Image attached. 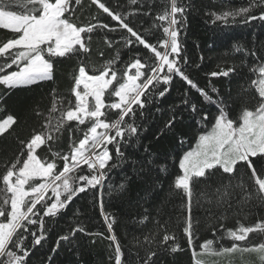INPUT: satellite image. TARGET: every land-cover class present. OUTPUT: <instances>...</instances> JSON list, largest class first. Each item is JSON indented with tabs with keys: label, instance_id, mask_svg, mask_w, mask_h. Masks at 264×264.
<instances>
[{
	"label": "snow or ice",
	"instance_id": "6c2138e0",
	"mask_svg": "<svg viewBox=\"0 0 264 264\" xmlns=\"http://www.w3.org/2000/svg\"><path fill=\"white\" fill-rule=\"evenodd\" d=\"M91 4L107 14L117 26L75 23L72 16L76 6L82 5V0H0V29L11 33L0 42V86L12 91L52 81L56 64L65 59L80 61L71 88L74 102L69 99L66 108L58 109L54 101L51 113L59 112V115L53 117L50 113L43 125L44 131L20 142V155L0 175V264H32L33 249L43 247L42 241L47 238L45 218L61 215L82 193L96 190L103 196L109 174L127 160L124 149L139 144L140 134L146 130L144 121L150 117L153 108L156 112L162 110L157 104L170 93L175 77L190 88L184 92V107L170 109L156 138L172 131L185 110L198 116L201 122L212 124L210 132L199 136L195 149L179 160L182 175L175 179V189L181 190L184 199L182 231L192 252V264H204L198 258L203 253L222 256L236 252L255 253L260 264H264V242L254 244L256 236L250 238V234L264 236V216L249 226L237 221L235 229L219 225L223 229L219 236L214 231L212 239L199 245L203 253L196 250L199 220L193 217V208L200 205L201 197L207 199L208 196L207 191L198 194L197 187L208 189L211 187L208 182L213 180L217 184L214 199H207V202L218 210V214L213 213L214 218H223L225 211L233 207L232 197L237 195V190L236 210L239 214H250L256 205L264 207V44L258 47L255 44L251 47L234 45L230 56L239 54L238 62L233 59L231 66L219 67L209 73L211 77H229L240 75L247 68L255 77L250 80V88H254L255 94L244 96L240 114L232 116L224 99H213L186 74L185 66L189 60L181 37L186 31L190 0L188 3L185 0H129V5L139 4L140 8L127 13L113 9L103 0H91ZM222 9L208 13L212 23H264V0H248L239 8L222 5ZM137 14L153 20L144 33L131 26L129 16ZM97 30L124 33L120 40L133 56L122 71L115 67L120 55L117 52L115 58L106 61L101 69L93 68L89 74L86 61L93 33ZM148 36H153L155 42ZM103 39L108 47L119 43L107 35ZM133 45L143 46L147 53L141 57ZM200 59L203 60V56ZM190 89H195L205 102L216 106L217 113L211 121L208 114L198 108L199 99H189ZM244 91L248 89H243L242 94ZM212 92L218 93V90L213 87ZM248 104L252 107H247ZM36 114L40 115V112ZM17 123L12 115L0 121V136L10 135L9 129L15 131L13 125ZM65 133L64 144L54 149L53 144ZM76 133H82V136ZM42 148L45 151H38ZM144 151L149 150L144 148ZM159 167L162 172L167 170L163 164ZM108 187L111 195V184ZM124 188L121 184L120 190ZM221 209L224 211H219ZM101 215L107 231L112 233L115 220L104 212L103 203ZM146 220L147 216L139 223ZM33 225L38 228L31 229ZM155 228V232L143 237V242L137 239L144 255L137 254L135 260L130 255L125 259L117 237L110 235L108 239L115 245V264H160L162 255L184 251L176 241L175 233L169 231L168 221L157 220ZM77 232L101 235L87 232L79 222L59 236L51 251L56 252L62 241L72 243ZM223 239L231 240L232 245L213 247L214 241ZM48 260L51 262L52 257Z\"/></svg>",
	"mask_w": 264,
	"mask_h": 264
},
{
	"label": "trees",
	"instance_id": "16d2710c",
	"mask_svg": "<svg viewBox=\"0 0 264 264\" xmlns=\"http://www.w3.org/2000/svg\"><path fill=\"white\" fill-rule=\"evenodd\" d=\"M103 2L123 13L140 8L139 4L129 5V0H103ZM185 2L188 3V0ZM247 2L248 0H190L191 7L187 14L186 31L181 37L189 60V64L185 66L186 74L197 83L198 87L205 89L213 99H224L232 110V116L240 114L244 106V96L255 94L254 88H250V80L255 77L247 68L240 75L232 74L229 77H211L209 73L217 71L219 67L231 66L233 59L238 62L239 54L235 57L230 56L234 45L251 47L255 44L258 47L264 44V23L254 21L250 24L224 25L220 22L214 24L208 13L224 10L222 5L239 8ZM72 20L81 26L89 23H108L112 27L117 26L115 21L107 17V14L100 12L95 5H92L91 0H82V5L76 6ZM129 20L131 26L141 33H144V30L148 29L153 22L151 18L138 14L129 16ZM123 34V32L108 33L107 30H97L93 33L89 59L86 61L89 74H92L93 68L101 69L106 61L115 58L117 52L120 54L115 64L117 69L122 71L124 66L130 62L133 52L123 46L124 42L120 40ZM10 35L11 33L7 30L0 29V42ZM105 35L119 43L108 47L103 39ZM148 39L155 42L153 36H148ZM133 48L141 53V57L147 53L143 46L133 45ZM201 56L203 60L200 59ZM197 64L199 67H196ZM79 65L80 61L75 58L65 59L63 63L55 65L52 81H42L28 88L12 91L0 86V120L12 115L18 121L16 125H13L15 131L9 129L10 135L5 133L0 136V175L4 173L5 167L10 166V163L20 155L22 150L20 142L29 139L33 134L44 131L43 125L51 113L54 101L58 109L62 106L66 108L69 99L74 102L75 98L71 95V88L74 83L73 76L78 74ZM213 87L218 90V93L212 92ZM189 88L190 86L181 81L179 77L174 78L170 93L157 104V107L162 110L156 112L155 108L152 109L150 117L144 121L146 130L141 132L139 144L136 147L124 149L127 160L109 174L102 197L96 190L82 193L74 198L61 215L54 219L45 218L47 238L46 241H42L43 247L36 246L33 249V254L30 256L32 264H115V245L108 239L113 234L122 246L124 258L127 259L130 255L135 260L137 254L141 257L144 255V250L137 243V239L143 242L145 235L155 232L157 220L161 223L169 222V231L175 233L176 241L184 249L175 254L162 255L160 264H192V252L187 247V238L182 231L185 214H182L181 209L184 199L180 194L181 190L175 189V179L182 175L179 160L184 151L191 148L199 136L208 131L212 124L208 121L201 122L198 116L190 115L189 111L185 110L180 114L183 118H177L176 126L172 131L161 134L159 139L156 138L170 114V109L184 107L182 104L184 92ZM243 89H248V91L242 94ZM196 98L200 101L198 108L207 113L211 121L217 113L216 106L205 102L195 89H190L189 99ZM247 107H252V105L248 104ZM37 111L40 115L36 114ZM51 115L58 116L59 112L51 113ZM84 127L86 126H81V128ZM66 135L65 133L60 141L53 144L54 149L57 145L64 144ZM76 135L82 136V133H76ZM45 148L38 151H45ZM144 148L149 151L145 152ZM47 155L51 154L47 153ZM150 160L153 163H149ZM161 164L166 167L165 172L160 170L159 165ZM244 179L247 181V177ZM208 183L211 185L210 188L204 189L198 186L196 191L198 194L207 191V199H214L217 184L214 180ZM109 184L112 186L111 195L108 194ZM121 184L125 185L123 190H120ZM238 193L239 190H237V195L232 197L233 207L225 211L221 219L213 217V213L218 214V210L204 197H201L200 205L193 208L194 220H199L198 239L195 242L197 252H202L199 245L206 239H212L214 231L219 236L223 231L219 225L235 229L238 227L237 221L249 226L258 222L259 217L264 216V207L259 205L252 208L248 215L239 214L236 210ZM101 203H103L104 212L110 214V217L115 220L112 233L107 231V225L101 215ZM247 211L248 209L245 208V212ZM145 216L148 220L140 224L139 221ZM79 222L83 223L87 232L101 235H86L77 232L72 237V243L62 241L61 247L53 253L51 250L56 246L59 236L69 232ZM30 228L35 230L38 225L30 226ZM252 236H256L253 240L254 244L264 242V236L250 234V238ZM30 240L31 237H29ZM232 243L231 240L223 239L218 242L214 241L213 247L218 249L221 244L230 247ZM49 256L52 257L51 262L48 260ZM200 257L204 259V264H260L255 253L236 252L222 256L203 253Z\"/></svg>",
	"mask_w": 264,
	"mask_h": 264
},
{
	"label": "rangeland",
	"instance_id": "374dc122",
	"mask_svg": "<svg viewBox=\"0 0 264 264\" xmlns=\"http://www.w3.org/2000/svg\"><path fill=\"white\" fill-rule=\"evenodd\" d=\"M0 121H2V120H0ZM211 128H212V126L210 127V129H209L208 131L202 133L201 135H204V134H207L208 132H210V131H211ZM198 139H199V138H198ZM197 142H198V140L195 142V144H193V146H192L191 148L185 150L184 153H183V155H184L186 152H188V151H192L193 149H195ZM183 155H182V157H183ZM182 157H181V158H182ZM181 158H180V159H181ZM201 251H202L201 253H203V249H202ZM198 258H199V259H202V260L204 261L203 258H201V257H198ZM211 264H215V263H211Z\"/></svg>",
	"mask_w": 264,
	"mask_h": 264
}]
</instances>
